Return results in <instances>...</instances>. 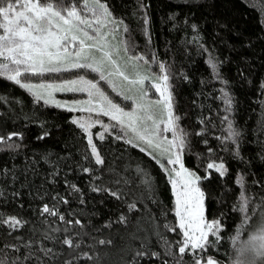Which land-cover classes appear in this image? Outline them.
<instances>
[{"label": "trees", "instance_id": "trees-1", "mask_svg": "<svg viewBox=\"0 0 264 264\" xmlns=\"http://www.w3.org/2000/svg\"><path fill=\"white\" fill-rule=\"evenodd\" d=\"M106 2L114 16L128 27L126 38L134 45L135 53L149 60L155 56L151 72L159 73L160 62L166 65L174 112L180 117L179 127L186 134L183 163L201 177L198 184L205 193L206 219L221 220L224 229L220 250L213 249L211 254L221 264L225 261L230 264L233 254L230 237L241 223V213L234 210L241 191L235 183L236 177L241 174L245 177L247 194L254 199L264 195V160L260 159L264 152V95L260 89L264 82V14L260 9L264 4L261 0H192L187 4L179 0H143L149 20L145 26L138 0ZM210 57L216 58L220 76L226 83L213 75L208 64ZM221 89L231 98L230 112H226ZM226 114L240 132L238 157L234 155L237 149L230 142L224 145L217 139L227 135V124L222 122ZM72 117L73 112L37 102L30 93L0 77V135L15 131L24 136L22 141H15L21 144L18 151H0V168L18 176L15 181L0 177V190L5 192L4 197H0V214L15 215L27 221L13 235L24 240L38 238L39 234L33 229L47 227L39 215V209L47 203L55 204L66 218H73L69 216L72 212L74 218L82 221L83 230L73 229L81 232L84 241L79 251L99 254L101 264H127L145 241L150 251L163 254L157 231L173 245L174 253L180 236L163 227L176 223L174 197L160 165L139 148L115 139L118 130L112 128L105 133L104 140L94 138L105 165L85 160L90 149L85 134L71 123ZM99 119L112 124L105 117ZM44 130L50 135L44 140L36 139ZM198 132L201 134L197 135ZM226 146L231 151H226ZM212 161L225 163L228 169L225 176L209 170L211 178H204L206 164ZM83 167L91 168L92 172L84 173ZM138 167L146 175L138 174ZM54 168L59 175L50 183ZM94 176L101 179L95 180ZM117 179L122 182L116 184ZM145 179L150 181V190L143 183ZM125 180L127 183L123 182ZM66 182L76 185L80 193H72ZM101 183L122 191V198L117 200L106 193H93L92 184ZM53 196L65 197L70 203H57ZM133 202L136 210L129 211L128 204ZM121 214L128 217L127 225L116 222ZM6 232V227H0V242L12 240ZM93 238L111 239L113 244L96 245L93 251L88 247L95 244ZM245 238L246 235H242L241 239ZM55 247L60 248V245ZM64 258L61 257V261ZM164 259L176 264L172 257L163 255L159 260L145 257L140 264H162ZM77 264L93 262L82 259ZM182 264H191V257L185 255Z\"/></svg>", "mask_w": 264, "mask_h": 264}, {"label": "snow or ice", "instance_id": "snow-or-ice-1", "mask_svg": "<svg viewBox=\"0 0 264 264\" xmlns=\"http://www.w3.org/2000/svg\"><path fill=\"white\" fill-rule=\"evenodd\" d=\"M179 2L187 4L192 0ZM138 3L143 13L140 18L143 25L147 26V5L143 4V0H138ZM261 4H264V0H261ZM260 10L264 14V7ZM192 28L195 30L196 25L193 24ZM144 32L148 34L147 27ZM128 33V27L114 16L106 0H0V77L24 89L44 105L62 108L69 113H87V116L71 119V123L86 136L90 155L85 154V160H94L98 166L105 165V159L94 143L91 131L99 125L103 131L96 134V139L102 141L110 128L117 129L115 139L123 140L132 148H139L140 152L154 159L167 175L175 197L176 223L171 226L164 224L163 227L180 236L174 245L175 252L171 251L173 245L157 231L164 247L163 254L150 251L145 241L127 264H140V260L145 257L159 260L162 255L172 257L176 264H182L185 255L191 257V264H221L211 254V250H220L223 239L221 233L224 230L222 221L206 219L205 193L198 186L201 177L183 163L186 134L180 129V117L174 112V97L170 91L166 65L160 62L159 73L151 72V64L156 63L155 56L149 60L142 54H136L134 45L126 38ZM208 64L213 75L226 83L220 76L216 58L210 57ZM67 73H72L74 78L62 76ZM90 74L95 75L89 78ZM45 77L56 79L43 81ZM32 78L43 82L34 83ZM102 85H106L115 97L130 103L125 105L117 102ZM260 89L264 95V82L260 84ZM221 91L225 98L226 112H230L232 101L229 93L223 89ZM56 93L82 95L86 98L61 102L55 98ZM154 94H158V98H152ZM93 116L107 117L114 123L105 124L101 119H93ZM222 122L227 124V135L217 139L224 145L230 142L237 149L234 155L238 157L240 132L233 127L228 114L223 116ZM167 132L172 133L171 139L163 135ZM49 135L44 130L36 139L44 140ZM23 138V133L15 131L0 135V151H18L21 144L15 141H22ZM225 150L231 151L227 146ZM44 159L47 160V156ZM260 159L264 160V152ZM168 165L173 167L169 169ZM209 170H214L220 177L228 172L223 161L208 162L204 178H211ZM82 171L91 173L92 169L83 167ZM136 171L144 174L139 167ZM20 175L26 176V173ZM56 175L59 172L54 168L50 183L54 182ZM0 177L12 181L18 178L16 173L4 168H0ZM93 179L100 180L101 177L94 176ZM114 182L120 184L122 181L117 179ZM123 182L127 183L126 180ZM143 183L150 190V181L145 179ZM235 183L241 189L234 209L241 213V223L235 235L230 237L233 250L230 264H264V195L258 200L248 195L242 174L236 177ZM66 185L72 193L81 191L74 184L66 182ZM91 191L106 193L117 200L123 195L122 191L102 183L92 184ZM13 194L18 195L15 192ZM4 195L5 192L0 190V197ZM52 199L57 203H70L65 197L53 196ZM78 199L81 204L84 203L82 196ZM128 209L136 210V204L129 203ZM39 215L43 218L42 224L47 227L34 228L33 232L39 234L38 238L24 240L13 233L19 232L27 221L15 215L5 217L0 214V227H6V235L12 237L11 241L0 242V264H56L57 261L60 264H77L82 259L101 264L99 254L79 251L84 241L81 232L73 229L83 230L85 225L80 219L74 218V213L69 212L73 218H66L55 204L50 206L45 203L39 209ZM57 222L58 225L53 226ZM116 222L127 225L128 217L121 214ZM105 227H111V224H105ZM242 235H246V239H241ZM112 244L111 239H98L88 247L95 251L96 245ZM55 245H60V248ZM61 257L66 258L61 261ZM162 264H169V260L164 259ZM224 264H229V261Z\"/></svg>", "mask_w": 264, "mask_h": 264}, {"label": "rangeland", "instance_id": "rangeland-1", "mask_svg": "<svg viewBox=\"0 0 264 264\" xmlns=\"http://www.w3.org/2000/svg\"><path fill=\"white\" fill-rule=\"evenodd\" d=\"M141 63H142V62H141ZM94 75H95V74H90V75H89V78H92V76H94ZM62 76H64L65 78H74L72 73L62 74ZM32 79H35V81L32 80V82H34V83H38V82L47 81V80H49V79H56V77H51V78H49V77H45V78H43V81H42V80H38V79H36V78H32ZM146 83H147V82H146ZM102 86L105 87V89L110 93V95H112V97H113L114 99L117 100V102L122 103V104H125V105H127L128 103H130V102H124V101H122L120 98L115 97V94H114V93H111L110 90L106 88V85H102ZM153 93H154V90H153ZM55 98L58 99V100H60L61 102H64V101L71 102V101H73L74 99H84V98H86V97H84V96H82V95H75V96H74V95H72V94L56 93V94H55ZM152 98H158V94H154ZM61 109H62V108H61ZM87 115H88L87 113H79V112H75V111H74V112H73V117H72V119H73V118L80 117V116H87ZM102 117H103V116H100V117L93 116L92 118H93V119H99V118H102ZM105 118H107V117H105ZM107 119H108V118H107ZM109 121L112 122V123H114V122L111 121V120H109ZM104 123H105V122H104ZM105 124H107V123H105ZM161 128H163V125H162V124H161ZM91 131H92V133H93V139H94V138L96 137V134H98L99 132H102L103 129H102L99 125H97V126L94 127L93 129H91ZM109 131H110V129H109ZM163 135L166 136L168 139H171V138H172V133H171V132L163 133ZM167 167H168L169 169H171L173 166H172V165H168ZM176 167L178 168V165H177ZM170 185H171V184H170ZM198 186H199V184H198ZM171 189H172V187H171ZM173 197H174V195H173ZM174 212H175V197H174ZM245 239H246V238H245Z\"/></svg>", "mask_w": 264, "mask_h": 264}]
</instances>
